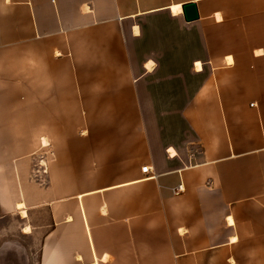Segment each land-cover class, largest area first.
I'll list each match as a JSON object with an SVG mask.
<instances>
[{
  "label": "crops",
  "instance_id": "obj_1",
  "mask_svg": "<svg viewBox=\"0 0 264 264\" xmlns=\"http://www.w3.org/2000/svg\"><path fill=\"white\" fill-rule=\"evenodd\" d=\"M19 201L49 212L38 264H264V0H0Z\"/></svg>",
  "mask_w": 264,
  "mask_h": 264
},
{
  "label": "rangeland",
  "instance_id": "obj_2",
  "mask_svg": "<svg viewBox=\"0 0 264 264\" xmlns=\"http://www.w3.org/2000/svg\"><path fill=\"white\" fill-rule=\"evenodd\" d=\"M49 148V147H47ZM54 158L51 149L39 151L32 156L31 183H39L43 187L48 185V162ZM40 162L47 166V174L42 172ZM42 174V175H41ZM41 175V178L38 177ZM49 212L42 210L32 212L26 220L21 218L18 212L2 211L0 207V264H38L40 246L44 235L35 233L34 230L41 229L49 222ZM26 226L31 231L25 232ZM40 228V229H39Z\"/></svg>",
  "mask_w": 264,
  "mask_h": 264
},
{
  "label": "water",
  "instance_id": "obj_3",
  "mask_svg": "<svg viewBox=\"0 0 264 264\" xmlns=\"http://www.w3.org/2000/svg\"><path fill=\"white\" fill-rule=\"evenodd\" d=\"M183 13L186 22H194L199 19V12L195 3H189L183 6Z\"/></svg>",
  "mask_w": 264,
  "mask_h": 264
},
{
  "label": "bare ground",
  "instance_id": "obj_4",
  "mask_svg": "<svg viewBox=\"0 0 264 264\" xmlns=\"http://www.w3.org/2000/svg\"><path fill=\"white\" fill-rule=\"evenodd\" d=\"M178 12H180V6L172 7V13L173 14H178ZM197 67L200 68V65L198 64ZM46 140H43V143L45 145H48V144H46L47 143ZM15 208H16V210H18L20 212V215L22 216V218H26L27 217L26 206H25L24 201H19L18 203H16ZM30 231H31V229L29 227H27L25 229V232H30Z\"/></svg>",
  "mask_w": 264,
  "mask_h": 264
},
{
  "label": "built area",
  "instance_id": "obj_5",
  "mask_svg": "<svg viewBox=\"0 0 264 264\" xmlns=\"http://www.w3.org/2000/svg\"><path fill=\"white\" fill-rule=\"evenodd\" d=\"M40 164V166L42 167V172L44 173V174H47V166H45V164H43L42 162H40L39 163ZM152 172V170L150 169V168H148V167H145V168H143L142 167V173L143 174H149V173H151ZM184 192V189H183V187H182V185H180V186H178V188H177V190H176V193L177 194H180V193H183Z\"/></svg>",
  "mask_w": 264,
  "mask_h": 264
}]
</instances>
